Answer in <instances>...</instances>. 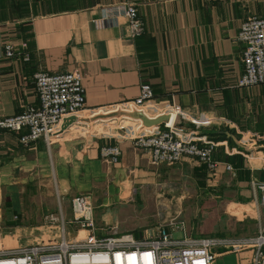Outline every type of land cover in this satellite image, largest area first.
Masks as SVG:
<instances>
[{"label": "crops", "instance_id": "0c3cea01", "mask_svg": "<svg viewBox=\"0 0 264 264\" xmlns=\"http://www.w3.org/2000/svg\"><path fill=\"white\" fill-rule=\"evenodd\" d=\"M120 4L137 7L141 35L132 37L127 19L114 16L111 7ZM252 16L264 17V0H0V116L14 117L38 104L33 75L40 69L81 74L87 110L133 102L141 84H149L154 100L141 113L156 120L160 109L176 105L180 126L194 132L195 141L218 144L215 171L182 162L206 176L203 187L216 199L208 222L186 234L256 237L264 228L261 193L252 186L264 183V85L239 87L244 45L237 39ZM28 43L31 60L23 62L19 45ZM6 44L19 49L14 59L5 57ZM125 119L123 132L66 134L51 146L43 139L23 145L26 131L0 135V250L11 249L12 241L17 248L59 243L62 220L67 242L85 239L87 232L72 224V200L81 195L92 199L99 237L143 240L157 234L162 226L123 229L125 220L140 213L143 191L163 175V166H152L129 138L141 122ZM205 119L212 124H194ZM115 145L118 162L107 164L102 148ZM210 219L211 230L205 228ZM21 235L29 237L22 243ZM212 253L214 264H254V249L217 247Z\"/></svg>", "mask_w": 264, "mask_h": 264}, {"label": "built area", "instance_id": "2783aa9c", "mask_svg": "<svg viewBox=\"0 0 264 264\" xmlns=\"http://www.w3.org/2000/svg\"><path fill=\"white\" fill-rule=\"evenodd\" d=\"M111 8H114V16L127 19L132 37L142 34L143 24L134 4H120ZM237 39L244 45V72L239 87L264 85V17L252 16L244 20ZM19 48L22 61L29 62L31 54L28 46L22 44ZM18 51L14 45L4 46L7 59H14ZM33 79L38 104L27 107L14 117L0 116V135L4 132L26 131L20 138L25 146L41 139L51 146L55 139L66 134L89 136L93 131L91 125L97 122L101 114L105 116L135 111L146 113L147 105L154 100L153 88L143 83L139 96L133 102L107 110H87L86 90L81 74H51L40 69L33 75ZM158 114L169 117L162 129L142 131L141 123L140 126L136 125V133L129 137L134 148L145 151L152 166H171L189 159L206 167L210 172L218 168L219 162L214 159L217 142L208 141L200 145L195 141V133L179 124V118L182 117L180 107L168 106L160 109ZM70 118H75V121L63 129L65 121ZM117 119L119 117L111 120ZM122 120L120 124H123ZM194 124L210 126L212 123L205 119ZM120 154L118 145L106 146L101 151L102 159L107 164H116ZM227 169L234 171L230 165ZM252 184L254 190L261 193V203L264 206V183ZM71 205L72 224L87 232L85 239L67 242L65 222L62 220L63 238L59 243L0 250V264H214L216 256L212 249L217 247L234 252L254 249V264H264V228L260 235L252 238H192L181 226L173 228L175 232H183L178 238L174 237V232L164 227L157 234H150L143 240H137L130 234L99 237L96 233L98 228L91 197H75Z\"/></svg>", "mask_w": 264, "mask_h": 264}, {"label": "rangeland", "instance_id": "374dc122", "mask_svg": "<svg viewBox=\"0 0 264 264\" xmlns=\"http://www.w3.org/2000/svg\"><path fill=\"white\" fill-rule=\"evenodd\" d=\"M101 117L102 114L98 116L97 122L91 125V130L93 131L89 134L95 135L102 132L113 134L117 130L120 132L125 130V128L122 129L121 126L127 124L123 123L120 125V120L123 119L121 116H119V120L110 121L101 120ZM247 139L248 138L243 139L242 137L241 141L245 143ZM162 166L163 167L158 166L159 168L161 167L159 171L163 173V175H160L159 181H157L158 185L143 191L144 201H146L140 204V213L134 218L125 220L123 229H140L139 231H142L150 227L162 226L164 228H175L176 226H181L185 231H198V229L203 227L204 221H207L205 220L206 215L209 216V213L212 212L214 208V200H216L214 196L215 192L203 187L206 186V182L204 181L206 176L198 174L196 170L191 171L187 169L182 163ZM2 189L4 190V188ZM49 190L50 188H46V191ZM52 190H55V187H53ZM3 195L4 193L2 192V198ZM210 221L211 224L208 223L205 225V228L209 230H211L213 224L212 219H210ZM69 230L68 228V231ZM136 234L145 237L143 233ZM173 234L175 238L181 236L179 232H174ZM28 237V235H21L19 239H21L23 243ZM194 237H197V235L192 238ZM12 246H14L13 241L8 248L13 249L19 247Z\"/></svg>", "mask_w": 264, "mask_h": 264}, {"label": "water", "instance_id": "95a60500", "mask_svg": "<svg viewBox=\"0 0 264 264\" xmlns=\"http://www.w3.org/2000/svg\"><path fill=\"white\" fill-rule=\"evenodd\" d=\"M121 116L122 118L130 119L133 121L141 122L142 123V129L150 131L155 128H160L164 123H166L169 120V117L167 116H160L156 120H151L148 117H146L141 112H133V113H126V112H118L114 114H109L102 116L101 120H111L113 118ZM75 121V118H70L65 121V125L63 129H66L68 126H70ZM159 126V127H158Z\"/></svg>", "mask_w": 264, "mask_h": 264}, {"label": "trees", "instance_id": "16d2710c", "mask_svg": "<svg viewBox=\"0 0 264 264\" xmlns=\"http://www.w3.org/2000/svg\"><path fill=\"white\" fill-rule=\"evenodd\" d=\"M19 11H23V10H19ZM19 13V12H18ZM21 13V12H20ZM28 45V52H30V50H29V46H32V44H27Z\"/></svg>", "mask_w": 264, "mask_h": 264}]
</instances>
